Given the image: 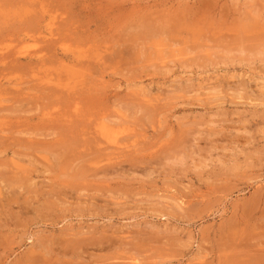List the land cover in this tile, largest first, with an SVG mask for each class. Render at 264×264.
<instances>
[{"label":"rangeland","instance_id":"1","mask_svg":"<svg viewBox=\"0 0 264 264\" xmlns=\"http://www.w3.org/2000/svg\"><path fill=\"white\" fill-rule=\"evenodd\" d=\"M0 264H264V0H0Z\"/></svg>","mask_w":264,"mask_h":264},{"label":"bare ground","instance_id":"2","mask_svg":"<svg viewBox=\"0 0 264 264\" xmlns=\"http://www.w3.org/2000/svg\"><path fill=\"white\" fill-rule=\"evenodd\" d=\"M79 109V108H78ZM78 109H77V111H78ZM79 112V111H78ZM106 131V130H105Z\"/></svg>","mask_w":264,"mask_h":264}]
</instances>
